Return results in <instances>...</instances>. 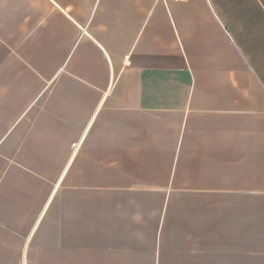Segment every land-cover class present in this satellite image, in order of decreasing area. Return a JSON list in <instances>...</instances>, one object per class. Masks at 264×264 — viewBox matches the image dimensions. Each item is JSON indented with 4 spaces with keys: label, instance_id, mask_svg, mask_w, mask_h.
Wrapping results in <instances>:
<instances>
[{
    "label": "crops",
    "instance_id": "obj_1",
    "mask_svg": "<svg viewBox=\"0 0 264 264\" xmlns=\"http://www.w3.org/2000/svg\"><path fill=\"white\" fill-rule=\"evenodd\" d=\"M0 264H264V0H0Z\"/></svg>",
    "mask_w": 264,
    "mask_h": 264
}]
</instances>
